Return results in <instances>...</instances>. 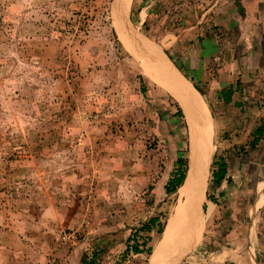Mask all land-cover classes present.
<instances>
[{"label":"rangeland","instance_id":"1","mask_svg":"<svg viewBox=\"0 0 264 264\" xmlns=\"http://www.w3.org/2000/svg\"><path fill=\"white\" fill-rule=\"evenodd\" d=\"M227 1L0 0V264L149 263L191 200L180 189L192 140L151 55L208 109L210 82L196 71L213 81L225 67ZM211 127L221 162L225 134ZM210 172L198 238L212 229ZM184 230L163 259L178 251L175 264H209L213 250Z\"/></svg>","mask_w":264,"mask_h":264},{"label":"crops","instance_id":"2","mask_svg":"<svg viewBox=\"0 0 264 264\" xmlns=\"http://www.w3.org/2000/svg\"><path fill=\"white\" fill-rule=\"evenodd\" d=\"M227 2L219 23L227 29L225 67L213 81L206 71H196L210 82L206 104L214 134H225L219 155L227 171L220 184L212 183V229L194 238L196 249L213 250L209 264H264V0ZM201 41L210 58L216 54L214 37L206 35ZM218 161L211 152V177ZM175 253L159 264H175L169 260Z\"/></svg>","mask_w":264,"mask_h":264},{"label":"bare ground","instance_id":"3","mask_svg":"<svg viewBox=\"0 0 264 264\" xmlns=\"http://www.w3.org/2000/svg\"><path fill=\"white\" fill-rule=\"evenodd\" d=\"M151 56L154 58V60L158 59L162 63H165L163 66L159 62L155 63L157 65H155L154 68L160 72L159 75L166 79L169 85V91L172 92V94L180 103V106H182L181 108L187 119V124L190 127V137L192 136L190 173L188 172L189 176L187 177L183 188L180 189V195L182 196V199H184V197H189L191 200L187 206L181 207L177 211L175 210L176 212L172 215L173 217L166 228L163 240L158 245L159 247H157L156 252L152 256L151 264H159L179 232L181 233V241H187V239H185L186 235L184 233L185 228H189L188 236H199V225L201 224L199 210L201 209V205L205 198L208 174L210 172L208 165L206 173L200 174V166L202 168H206L208 157L210 160V146L213 135L211 134V117L201 96L196 94V91L191 89L192 86L190 87L187 84L189 82L181 75V73L176 69V67H174L172 63L168 62L160 55ZM161 76L160 78L162 80L163 78ZM168 85L166 84V87ZM196 187L198 189V193L195 189ZM183 237L185 238L183 239ZM180 244L181 242H179L177 245V249L180 248ZM176 254L177 253L174 255Z\"/></svg>","mask_w":264,"mask_h":264},{"label":"trees","instance_id":"4","mask_svg":"<svg viewBox=\"0 0 264 264\" xmlns=\"http://www.w3.org/2000/svg\"><path fill=\"white\" fill-rule=\"evenodd\" d=\"M180 163H181V166L184 165L182 161H180ZM226 171L227 170H226L225 162L221 160L219 164L217 163V170L213 172V179L216 185L220 184L223 181V179L226 176ZM185 178H186V175L184 172H182V174H180L179 177L173 178L170 181L169 185L167 186V193L168 194L175 193L183 185Z\"/></svg>","mask_w":264,"mask_h":264},{"label":"water","instance_id":"5","mask_svg":"<svg viewBox=\"0 0 264 264\" xmlns=\"http://www.w3.org/2000/svg\"><path fill=\"white\" fill-rule=\"evenodd\" d=\"M168 61V60H167ZM170 62V61H169ZM171 63V62H170ZM174 67H175V65H174ZM177 69V68H176ZM178 70V69H177ZM179 71V70H178ZM180 72V71H179ZM181 73V72H180ZM182 75V74H181ZM183 76V75H182ZM184 77V76H183Z\"/></svg>","mask_w":264,"mask_h":264}]
</instances>
